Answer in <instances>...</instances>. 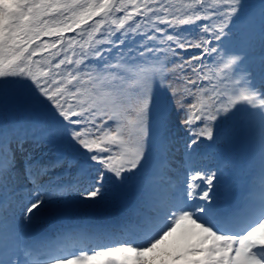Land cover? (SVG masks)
<instances>
[{
	"label": "snow or ice",
	"instance_id": "snow-or-ice-1",
	"mask_svg": "<svg viewBox=\"0 0 264 264\" xmlns=\"http://www.w3.org/2000/svg\"><path fill=\"white\" fill-rule=\"evenodd\" d=\"M0 264H264V0H0Z\"/></svg>",
	"mask_w": 264,
	"mask_h": 264
}]
</instances>
